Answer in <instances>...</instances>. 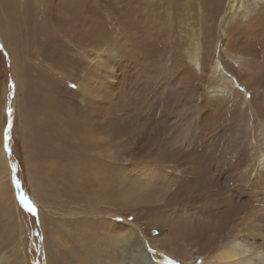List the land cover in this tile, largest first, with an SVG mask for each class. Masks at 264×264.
I'll return each instance as SVG.
<instances>
[{"label": "bare ground", "instance_id": "obj_1", "mask_svg": "<svg viewBox=\"0 0 264 264\" xmlns=\"http://www.w3.org/2000/svg\"><path fill=\"white\" fill-rule=\"evenodd\" d=\"M41 1L39 13L32 12L31 4L27 8L31 11L26 22L30 54L35 55L32 46L39 50L55 37L59 46L64 39V53L61 54L66 61L76 64V59H82L74 56L75 51L89 56L87 48L103 51L104 47L109 59L104 64L91 65L90 73L81 78L80 86L69 91L73 94L82 92L86 106L77 103V108H70L67 98L55 96V86L58 83L63 86L58 77L51 78L33 67L24 55L14 64L17 92L23 94L19 95L20 115L27 131H24L25 145L32 172L40 175L49 166L52 170L49 180L56 195L66 194L73 199H81L83 194L94 191V186L106 181L107 173L111 172L113 189L123 197L116 199V204L119 201L125 207L137 206L140 202L151 205L140 207L148 215L145 223L149 241L154 248L158 246L171 255L173 261L179 258L182 264H264V159L259 160L257 155L264 150V87L259 89L264 84V72L252 67L251 63L258 61L246 56L264 54V0L259 7L258 2L252 4L251 0H230L232 6L237 1L243 2L241 13L232 17L225 11L226 0H129L121 8L123 15L117 16L115 21L116 24L130 21L128 28L132 30L122 33L125 41H120V33L112 35L116 32L112 24L111 27L106 20L89 14L83 0ZM177 1L179 5L175 7ZM171 7L174 11L169 16L167 10ZM195 20L199 27L194 25ZM197 30L203 31L205 41L222 35L235 38L229 46L241 53L240 79L252 89L253 95L238 86L222 62L220 69H216L215 64L213 70L214 78L220 82L208 89L215 94L206 95L228 110L230 105H239L246 119L245 129L235 128L237 125L225 129L227 125L223 132L214 130L210 137L198 129L168 136L164 125L157 120L167 107V101L157 112L154 107L157 102L149 103L150 96L154 97L151 87L140 84L136 87L135 84L130 91L131 86L128 88L126 84L124 87V71L128 67L125 60L133 59L136 53L138 59L143 56L149 60L151 67L158 64L160 68L170 69L168 71L184 78L181 81L187 87L192 86L200 95L199 90L205 93L201 74L185 64L183 56L184 50L193 44V36L198 35ZM49 32L54 36H48ZM248 33L254 34V42L244 39ZM70 42H76L79 49ZM202 52L203 55L209 53L204 49ZM211 55L212 58L205 55L201 69L213 65L216 55ZM51 62L54 63L53 58ZM103 74L108 77L106 85L104 82L94 86L93 90H83V84L92 83L94 76L99 79ZM4 92L0 82V105ZM103 94L108 100L120 94L119 102L113 100L115 105L108 111L115 110L112 116L105 114L106 100L98 102L97 97H103ZM2 125L0 119V169L5 171L7 161L1 144ZM155 139H160V146L156 145L165 150L166 159L162 161L159 150L156 159L145 168L138 158L144 155L136 150L145 141L151 144ZM140 166H143L141 175ZM31 178L35 186H40L35 178ZM42 186L47 187V184ZM140 186L149 188V194L139 195ZM135 192L138 195L133 196ZM148 195H157L158 202H149ZM33 202L40 205L37 197ZM94 228L98 231L93 234L83 233V264H92L96 258L107 260L104 264H127L132 259V250L141 253L143 260L148 262L141 242L144 238L139 240V230L124 225L121 228L109 220L97 221ZM100 228L112 232L116 228L125 230L118 236H126L127 240H121L116 246L113 239L117 235H103ZM110 239L112 242H105ZM67 260L56 257L55 261L66 264Z\"/></svg>", "mask_w": 264, "mask_h": 264}, {"label": "rangeland", "instance_id": "obj_2", "mask_svg": "<svg viewBox=\"0 0 264 264\" xmlns=\"http://www.w3.org/2000/svg\"><path fill=\"white\" fill-rule=\"evenodd\" d=\"M33 1H35V3ZM33 1L0 0V45L3 46L0 47V82L2 90L5 91L4 93H1V96L3 97L0 105L3 106L0 108V119L3 121L1 127V144L5 150L7 161L5 171L0 169V264H58L57 261H55L56 257L61 259L67 258L68 260L66 261V264H83V233L86 232L87 234H93L97 232L98 230L94 228V224L100 220L113 221L121 228L124 225L133 230H139L141 235L139 240H141V237L142 239L144 238L141 242L148 257V262L143 260L141 253L139 254V252H133L132 250V259L130 262H127V264H182V261L179 260V258H174L175 260L173 261L172 256L167 255L163 250L161 251L158 246L155 248L151 246L149 241L150 234L146 230L145 223L148 219V215L140 209L142 206L151 205H146L145 203L140 202L137 206L125 207L119 201L118 204H116V199L123 197L117 194L113 189L114 181L111 172L107 173L106 181H100L94 186V191H90L86 195L83 194V198L81 199H73L66 194L62 195L57 193L56 195V192H54L55 189L51 186L52 182L49 180L52 176V170L49 166H47L45 172L43 171L44 173L42 172L40 175L34 174L32 169H30L29 155L25 145L26 137L24 135L27 131L25 130L26 127L25 124L22 123V117L20 115V109L22 106L20 105L19 97L23 96V94L19 91V93L17 92V79L14 64L24 55L23 57L29 59L28 63L33 67L44 71L46 74L50 75L51 78L58 77L63 81H61L63 86H60L59 83L55 86V96L58 98H67L69 101V107L77 108V103L81 104V106H86L85 102L82 100V92L79 94H73L72 92L69 93V91L75 90L80 86L82 79L86 77L91 65H99V62L104 64V61L109 59L106 56L108 53L104 47L103 51L101 48H87L89 56L87 53H83L82 56L75 51L73 53L74 56H78L82 60L76 59V64L71 60L66 61L63 59L64 51L62 50L64 47V39L59 42L61 44V46H59L55 42V37L50 39L44 48L39 47V50H36V47L32 46V51L34 50L35 55L30 54V44L28 39L30 34L26 22H28V17L31 14V11L28 12L27 8L29 4H31V9L33 6L32 12L35 11L39 13V9H41L40 5H43L41 0ZM125 2L129 3V0H83L89 14H94L96 18L100 17L104 21L106 20L105 22L110 26L112 24L113 31L116 28V32L114 31V34L112 35L116 36L117 33H120L118 35L121 38L120 41L126 40V38L122 36V33L132 30L131 28H128L130 25V21L128 20L118 24L115 22L117 16L123 15L121 8ZM249 2L252 4L258 2L259 7L263 1L251 0ZM178 5L179 1L176 2L175 7ZM242 7V1L235 2L234 6H232L230 0L225 1V11L231 13V17L239 15L241 13L240 11H242ZM25 9H27V11ZM262 10H264V7ZM173 11L174 8H168L167 12H170L169 16L172 15ZM194 25L199 27L197 20L194 21ZM200 31L201 30L196 31V34L198 33V35L193 36V44L184 50L185 53L183 52V56L185 55V64L187 63L190 68L202 76L201 78L203 80V86L205 87V93H202L197 89L201 95L197 93L192 86L187 87L185 82L181 81L184 79L183 77L181 79L179 75L178 77L176 74L168 71L170 69L165 70L162 67L160 68L158 64L156 65L157 68L151 67L150 61L144 59L143 56H139L138 59V56L134 53L132 57L133 59L128 58V60H125L128 67L124 71V87L126 84L128 88L131 86L129 91L132 90V87H134L135 84L136 87L139 84L141 86L151 87V95L153 94L154 97L150 96L149 103L152 101L157 102L154 106L157 112L161 111L162 105L167 101L168 104H166V106L168 108L164 107L162 110L163 114L158 116L157 120L164 125L163 129L168 136H175L177 133L183 131L186 132L191 129L192 131L198 129L201 132H206V136L210 137L214 133V130L220 132L222 130L223 132L227 125L228 126L225 129H233L236 125L235 128L241 130L247 127L246 119L244 118L239 105H230L228 110L220 106V102L211 100L207 96L208 93H212L208 89L214 83L218 84L220 82L214 78L213 70L215 69V64H217L216 69H220V66L224 64L223 66L228 70L227 73L229 72L228 74L235 79L238 86L242 88V90H247L250 95H253L252 89H249L248 85L240 79V68L238 67L240 64L239 60L241 53L234 46V48L229 46L234 36H214L212 41H205L202 38L203 31ZM49 33L48 36H54L53 32ZM248 34L249 36H245L244 39H248L249 42H254L252 38L254 34ZM65 40L67 41V39ZM75 43L76 42H70V45L79 49L77 46L78 44L76 43L77 45H75ZM166 44L165 41L164 48L167 47ZM199 46L200 49L198 48ZM203 49L209 51L208 54H205L208 55L209 58H212V53L213 55H216V57L213 59V65L211 67L206 66L201 69L200 63L206 58L205 55H203ZM57 50H59V53ZM61 52L63 53L61 54ZM37 54L38 56H36ZM246 56L247 58H251V60L255 59L254 62L258 61L254 64H252V62V67L256 70H263L264 72V54H254L253 56L252 54H249ZM16 57L18 58L16 59ZM51 58L54 59V63L57 65L56 67L52 66L54 63L51 62ZM247 66L248 68L251 67L249 65ZM136 70H139L138 73L135 72ZM121 75H123V72H121ZM89 76L90 74L87 77ZM107 80L108 77L106 74H103L99 79L98 76H94L92 83L89 82L86 83V85L83 84V90H93L95 88L94 86L97 84H103L104 82L106 85ZM73 85H75V87H73ZM263 87L264 84L261 87L259 86V89H262ZM128 88L124 94V98L126 99L129 95ZM126 93L128 94L126 95ZM102 96L103 97L100 98L97 97V99H99V103H102L105 100L108 101L104 102L105 108L108 106L105 110V114L107 113L111 116L114 115L116 113L115 110L111 113L108 111H111L114 107V102H116L120 94L119 96H111V99L109 98L110 100H108L107 96L104 94ZM117 101L119 102V100ZM106 103L108 104L106 105ZM9 109H11V111H9ZM104 118L107 119L106 116H104ZM227 122L229 123L227 124ZM230 123L235 124L231 126ZM6 130H8L7 135ZM158 140H152L151 144L146 143L145 141L143 145L140 144L141 148L136 150L141 156L144 155L138 158L140 162L142 161L140 165L144 163L143 166L145 168H147L149 162L151 163L154 158L156 159L155 156L159 150H161L160 154L162 161H165L166 159L163 153L165 150L158 147L160 146V139ZM156 143L159 145L157 144V146ZM257 155L259 160L264 159V150ZM143 166H140V175L143 172ZM31 177H33V179L35 178L40 186H35V181H33ZM223 180L227 181L226 179ZM43 183H46L47 187L42 186ZM147 186L149 187V185ZM138 191H140L137 192L139 195L149 194L150 192L149 188L143 186H140ZM137 193L135 192L133 196L138 195ZM36 197L39 200L40 205L34 204L33 200ZM133 198L135 199V197ZM148 198L151 200L149 202L152 204L158 202L157 195H148L147 199ZM105 199H107L106 202ZM111 202L114 206L113 204L111 205ZM33 208L34 210H32ZM100 229L101 234H112L114 236H118L125 231L117 228L114 232L102 228ZM117 236L114 237L113 243H115L116 246L117 244L119 246L122 242L121 240L126 239L124 238L126 236ZM127 236L129 237V235ZM111 239L105 242L110 243L112 242ZM78 259H80L82 263H80ZM106 261L107 260L104 261L96 258V260H93L91 263L104 264Z\"/></svg>", "mask_w": 264, "mask_h": 264}, {"label": "snow or ice", "instance_id": "obj_3", "mask_svg": "<svg viewBox=\"0 0 264 264\" xmlns=\"http://www.w3.org/2000/svg\"><path fill=\"white\" fill-rule=\"evenodd\" d=\"M0 47H3L2 45H0ZM73 87H75V85H73ZM9 111H11V109H9ZM8 134V130H6V135ZM34 210V208L32 209Z\"/></svg>", "mask_w": 264, "mask_h": 264}]
</instances>
